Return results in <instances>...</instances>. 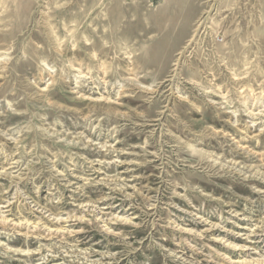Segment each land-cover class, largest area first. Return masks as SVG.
<instances>
[{
    "label": "rangeland",
    "instance_id": "obj_1",
    "mask_svg": "<svg viewBox=\"0 0 264 264\" xmlns=\"http://www.w3.org/2000/svg\"><path fill=\"white\" fill-rule=\"evenodd\" d=\"M0 175V264H264V0H0Z\"/></svg>",
    "mask_w": 264,
    "mask_h": 264
},
{
    "label": "bare ground",
    "instance_id": "obj_2",
    "mask_svg": "<svg viewBox=\"0 0 264 264\" xmlns=\"http://www.w3.org/2000/svg\"><path fill=\"white\" fill-rule=\"evenodd\" d=\"M6 171H7V169H6ZM0 176H1V175H0ZM69 182H70V181H69ZM36 206H37V205H36ZM9 207H10V206H9ZM6 208H7V207H6ZM104 216H105V215H104ZM104 216H103V217H104ZM0 218H1V220L7 221V219H6L5 216H2V217H0ZM72 218H74V217L71 216V215L69 214L68 217H67V220H68V219H72ZM42 219H43V218H42ZM78 219H79V218H78ZM77 221H78V220H77ZM1 222H2V221H1ZM69 222H70V221H69ZM60 225H61V224H60ZM18 226H19V225H18ZM61 226H62V225H61ZM61 228H62V227H61ZM61 228H60V229H61ZM45 229H46V228H45ZM53 232H54V230H53ZM53 232H51V233L54 234V236H55V235H59V233H61L62 230H58V231H57V234H56V232H55V233H53ZM49 233H50V232H49ZM62 235H63V234H62ZM54 236H53V237H54ZM245 262H246V261H245ZM245 262H238V264H245ZM258 262H259V261H258Z\"/></svg>",
    "mask_w": 264,
    "mask_h": 264
}]
</instances>
